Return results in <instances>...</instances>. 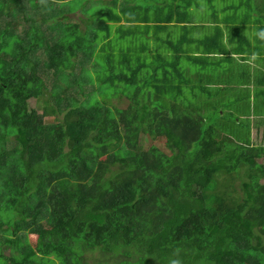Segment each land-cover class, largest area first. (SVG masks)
Returning <instances> with one entry per match:
<instances>
[{
  "label": "trees",
  "instance_id": "1",
  "mask_svg": "<svg viewBox=\"0 0 264 264\" xmlns=\"http://www.w3.org/2000/svg\"><path fill=\"white\" fill-rule=\"evenodd\" d=\"M48 1L28 0L41 31L22 0H0V264H264V124L245 120L241 94L217 102L224 90L178 66L204 71L224 51L219 26L198 44L160 39L163 53L142 44L153 60L115 67L112 25L157 36L178 21L164 0H102L88 31L53 20ZM219 3L234 51L264 50V0ZM95 83L100 97L86 94Z\"/></svg>",
  "mask_w": 264,
  "mask_h": 264
},
{
  "label": "rangeland",
  "instance_id": "2",
  "mask_svg": "<svg viewBox=\"0 0 264 264\" xmlns=\"http://www.w3.org/2000/svg\"><path fill=\"white\" fill-rule=\"evenodd\" d=\"M49 1L51 2L52 7L55 8L54 9L55 11L53 12V15H54L53 20L62 22V24H64L63 27H65L66 24H72V25H76V26L78 25V27L81 28L82 31H85L86 29L88 31V25H91L93 27V26H95V24L102 23L100 21V16H99V11L102 10V0H49ZM49 1H48V3H49ZM164 2L167 3V5H168V6L167 5L165 6V8H166L165 15L168 13L169 10H170L169 13L175 14V15L178 13H185V16L188 15L190 17V16L195 14L193 19L196 20L198 23L201 22V20L203 21V19L211 17V13H213V12H216V15L218 14L219 17L223 16L221 13H219V11L221 10V7L223 5V4L219 3V0H214V8L210 7V4H208L209 3L208 0H197L193 5L190 6L191 8H179L180 7V4H179L180 1L179 0H164ZM225 5L226 4H224L223 6H225ZM22 9L24 10V12L29 14V19H28L29 22H31V20H33V21L35 20V22L38 23V26L41 27V31L45 30V27L43 26V21L40 20L41 19L40 14L37 13V11L34 12V10L30 8V6L28 4V0H22ZM183 10H184V12H183ZM49 13H52V12L49 11ZM41 15L43 17L45 16L44 13H42ZM148 19H149V17H148ZM48 21H51V20H48ZM15 22H19V24L23 27H25V26L28 27V22L23 19L22 14H20L18 16V18L16 19ZM174 23H177V25L169 26V27H163L161 32L158 34V36H156V35L152 36V33H151L152 27H150L151 29L148 30L149 27H145V25H141V23H139L140 28L138 29V31L135 32V34L131 33V35H125L124 37L120 36V38H117L119 36V34L122 33L123 31H126V28H129V27L123 28L121 30L122 32L121 31L117 32V28H118L119 24L118 23L113 24L111 29H110V33L112 35L115 34V37H114L115 40H114V43L110 45V47L113 45L114 52L110 53V54H111V60L115 63V64L113 63L114 66L115 67L118 66L117 64H119V63H116V61H118V59L119 60L123 59V57H126V55H128L129 57H131L133 59V64L139 65L140 63H139V61L137 62V58H140V60H146V62L149 63L150 59L153 60L152 56L156 51H160L162 53L170 51V49H171L170 45L166 42H163V40H160V39H164L167 36H169L170 37L169 40L172 43H175L177 41V39L180 38L181 28L179 26V22H177L175 20ZM150 24H153V21H150ZM72 30H73V28H72ZM225 30H226L225 32H227V34L230 31L232 32V28L230 26L228 28L225 27ZM209 31H210V28H205L202 30L201 27H196L193 30V33L191 34L190 37L194 38V39L198 38L199 35H201L200 37H204L205 33L209 32ZM47 32H48V29L46 28V33ZM249 32L252 33L253 30L252 31H251V29H249V31L246 30V34H248ZM97 33H98L99 38H97L96 41H94L95 44L93 45V48H95V51L93 52L94 56L90 59L91 61L93 60V58L97 54H99L98 52L101 51L99 49V46L101 45L99 43V40L102 38V31L99 30V31H97ZM126 33H128V31ZM47 36H49L50 38L52 37V35H47ZM155 38H156V40H155ZM142 44H144L145 46L146 45L152 46L156 49V51L154 52V51L149 50L150 51L149 53L143 52L140 50V48H142L141 47ZM187 45L188 44H183V47H186ZM255 46H256V44H255ZM262 46L263 45H261V48H262ZM105 48H106V51L108 52L109 46L105 47ZM189 48L192 49L191 46ZM197 52H198V50H197ZM256 52H257V50H256ZM106 55H107V53L104 56H106ZM154 56H155V54H154ZM100 57H101V59L104 58V57H102V53H101ZM167 61L170 63L172 61V58L168 57ZM253 61L255 63L256 59L253 58ZM261 65H262L263 69L260 66L255 68L254 72H252L253 76L251 77V81L249 82V80H248L249 84L244 82L245 87L243 88V90L240 89L239 87H236V88H238L237 90H233L234 83H237V81H235V79L240 74L231 75L229 70L225 68L228 71V75L225 76V79L227 80L228 87L226 89H224V91H218V99L216 98V101L218 102L219 99L223 100V98L225 96H228L231 94H236V95L241 94L242 98L244 99L243 102L245 103V98L247 100L246 105L244 106V108H242V110H248L249 111V113L244 116L245 120L246 119H248V120L252 119L255 121V125H256V123H258L257 124L258 126H260V122H262L264 124V63H262ZM178 66H179V68H182L185 66L190 71V74H194L192 72L197 69V66L195 64L191 63L185 57H182L178 61ZM209 66H211V65H209ZM102 68H104V65L102 66ZM89 69H92V68L89 67ZM89 69H87V70L89 71ZM168 69L171 72V70H172L171 66L168 67ZM208 71H209V68L206 67L205 70L200 73V78L201 79L206 78V73ZM171 74L172 75L175 74L173 72V70H172ZM195 75L192 77L193 79L195 78ZM241 77H243V76H240L239 78H241ZM106 88H107V86H103L101 83H95L93 85L92 84L87 85L85 87V90H86V94H89L92 97L93 96L94 97H100L101 94H104L106 92ZM231 91H234V92H231ZM188 93L186 92V95L190 96V94L188 95ZM241 96H240V98H241ZM34 105H36V100L31 101V107H33ZM225 109L227 110V108H225ZM38 111L40 112L39 109H38ZM54 121H55L54 116H52V115H46L44 117V122L46 124L52 123ZM263 130H264V126H263ZM251 133H253V135H254L255 130L252 129ZM263 136H264V134H263ZM149 143H153V142L149 141ZM158 144H159L161 149H165V145H164L163 141L159 140ZM263 145H264V137H263ZM262 182H264V179H262ZM35 240H36L35 236H33V235L29 236L30 243L33 244L35 242ZM143 263L145 264V262H143Z\"/></svg>",
  "mask_w": 264,
  "mask_h": 264
},
{
  "label": "crops",
  "instance_id": "3",
  "mask_svg": "<svg viewBox=\"0 0 264 264\" xmlns=\"http://www.w3.org/2000/svg\"><path fill=\"white\" fill-rule=\"evenodd\" d=\"M196 1L197 0L180 1L179 2L180 7L179 6L178 7L191 8L190 6L193 5ZM181 14L182 13H178L177 15L174 14V16L178 19L177 22H179V26L181 28L180 30L181 39L191 41V43L194 44L195 43L198 44V42L204 40V38L207 37L212 38L217 31L216 26L218 25L219 26L218 28L221 29V37L220 35L219 37L221 38V42L223 45L222 49L224 50L222 52H218L208 56L209 60L206 66L207 68H209V71L206 73V78L201 79L200 74H198L199 72H197V70L193 72L191 71L194 74H190V71L188 70L187 72V68L185 66H184V74H185L184 76H186L187 78L188 73L190 74L191 77H193L196 74L195 78L193 79L195 83L200 82L199 84H202L207 88H216V89L221 88L220 90H224L228 87L227 81H225L226 79L225 80L220 79V77L223 76L225 78V76L228 75V71L226 69H229L231 70L229 71L231 74L234 75L240 74L239 77L243 76L239 79V81L235 79L237 83H234L233 86V89L239 87L242 88L243 90V88L245 87L244 82L249 84V82L251 81V77L253 76L252 72H254L255 68L258 66L262 67L261 64L264 63V50H261L260 52L258 51L256 52V46L254 41H250V43L244 47L243 49L244 51H242L241 53L235 52L234 51L235 43L230 42V40H232V37H230V32L228 34L227 32H225L226 31L225 27L228 28L229 26H227L226 23H224L222 19H220V17H212V13H211V17L203 19V21L201 20V22L198 23L196 20L193 19L195 14L190 17L188 15L183 16L182 18H181ZM124 23L125 22L122 19L121 23L119 24L123 25ZM174 25H177V23L173 22L169 26H174ZM129 26L133 27L134 25H129ZM196 27H201L202 30L205 28H210V31L205 33L204 37H200L201 35H199L198 38L194 39L191 38L190 36ZM153 35L154 34L152 33V36ZM253 58L256 59L255 63L253 61ZM254 123L255 121L251 119L250 125H253Z\"/></svg>",
  "mask_w": 264,
  "mask_h": 264
},
{
  "label": "clouds",
  "instance_id": "4",
  "mask_svg": "<svg viewBox=\"0 0 264 264\" xmlns=\"http://www.w3.org/2000/svg\"><path fill=\"white\" fill-rule=\"evenodd\" d=\"M174 264H175V262H174Z\"/></svg>",
  "mask_w": 264,
  "mask_h": 264
}]
</instances>
